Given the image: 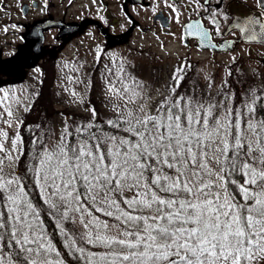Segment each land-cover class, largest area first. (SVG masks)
<instances>
[{
  "label": "snow or ice",
  "instance_id": "1",
  "mask_svg": "<svg viewBox=\"0 0 264 264\" xmlns=\"http://www.w3.org/2000/svg\"><path fill=\"white\" fill-rule=\"evenodd\" d=\"M90 2L108 24L102 0ZM222 3L140 7L180 26L184 47L195 40L237 64L235 45L264 43V0H243L249 14L238 21ZM92 51L93 64H103L107 116L88 98L85 62L64 64L75 74L64 91L88 116L61 113L58 130L27 124L18 116L31 109L23 92L0 87V264H264V73L252 69L254 82L242 78L239 89L207 74L203 88H186L193 65L183 57L154 99L131 61L100 45Z\"/></svg>",
  "mask_w": 264,
  "mask_h": 264
},
{
  "label": "rangeland",
  "instance_id": "2",
  "mask_svg": "<svg viewBox=\"0 0 264 264\" xmlns=\"http://www.w3.org/2000/svg\"><path fill=\"white\" fill-rule=\"evenodd\" d=\"M23 1L31 2V0H0V6L3 5L4 8L6 6V10L0 11V52L2 56L7 57L14 54L18 49L17 45L23 42L20 36V30L22 29L21 26L14 29L12 28V25L27 23L37 17L44 16L46 14V10H49V12L53 13L54 16L56 13V17L61 18L66 11V18H77L76 16L79 14L77 11L78 7H80L82 4L83 6H90V9L92 10L88 12H82V16H93L100 20L97 14V5L91 4L90 0H74L72 4H68L67 1L69 0H51L48 9L45 10L44 6L43 8L38 7L35 11H30L27 15L21 16L20 7ZM250 1L253 2V0ZM102 3L106 7L105 10L100 13V15H104L109 21L108 24H104V22L100 20L105 26L108 25L111 30H114V32H119L120 29L122 30V28L125 27L128 28L129 24L126 18L121 15V8L119 4L120 0H102ZM151 4L152 0H147V2L143 5L148 6ZM164 10L169 13L168 9ZM131 12L136 17V21L140 27H135L132 36L127 40L123 42L112 43L110 44V49L105 50L123 56L127 60L131 61L132 64L137 67L136 70H134L135 74L151 86L154 99L157 98L155 97L154 90L157 88L163 90L164 85L168 81V69L171 68V64L175 60L179 58L181 59L188 54L192 55V58L197 61L203 76L206 74L210 75L214 72L213 78L215 82H218L221 80V78L223 79L225 77L227 71L225 66L229 65L231 62L228 52L220 55H214L212 53H198L195 49L192 50L191 45L189 47H184L183 44L180 43V40L178 39L180 36V26L176 25L173 21V25L168 29H165L161 26L157 27L156 22L153 21L151 8H141L139 3L135 5V10L133 7L131 8ZM137 12H139V15L136 14ZM110 16L117 18L118 25L116 27L114 26L115 24H112ZM153 22L155 24H153ZM122 25L123 27H121ZM5 27L8 28L7 32L4 31ZM141 29L144 30L142 31ZM168 31L175 32L176 37L166 36L165 33ZM89 33H91V35H89ZM153 33L159 35L160 41H163L165 44V49H161L160 41L156 39V36L153 35ZM71 35L72 36L69 38L62 39V37H58L57 29H54V31L48 33L46 38L48 47L45 49V52H51L52 48L56 46L57 47L55 49H59L58 46L64 42L63 40H66V43L62 45L61 51L60 49L58 50V54L61 53V59L65 58L66 61L61 60L59 66L57 65L58 78L55 80V85L59 88L60 94L55 96L54 103L57 104L59 102V97L61 100L60 103L57 104V109L54 110L55 114L52 115L51 122L48 124L49 128L55 130H58L62 125L64 117L61 115V113H63L65 116H71L74 120H79L81 117L88 116V114L83 111V106H77L68 103L69 96L68 93L64 91V87L68 86L65 78L66 75L75 74L68 71V69H65L64 64L67 62L69 66H72L76 64L77 61L85 62V65H87L89 69L94 70L96 75L98 73L100 75L101 71L103 70V66L97 68L96 64H93L94 52L92 50L95 49L97 45L101 46V44L105 42V40L99 36L97 32H95V29L90 28L89 31L88 27L84 34L77 33L75 35ZM249 48L252 47H249L248 45L239 46L238 49L234 51L235 54L232 55L249 58ZM261 54H264V51L254 48L253 52H251V59L253 62L250 63V65L251 67L253 66L252 69L255 68L260 73H264V65H262V59L260 58L264 56ZM246 64L247 62H244V65ZM138 65H145L146 68L138 69ZM255 81L259 82L258 79ZM72 86L77 87L76 85ZM95 87L91 89L92 92L88 93L91 98V103H94V99L103 92V88H96V91H93ZM3 88L9 90L15 88L17 91H22L26 102L29 103L31 101V93L26 83H18L8 86L6 85ZM78 90L82 91V86H79ZM95 107L101 115L104 113L108 114L107 110L101 107V103L95 104ZM23 112L24 111L21 110L18 113V116H20Z\"/></svg>",
  "mask_w": 264,
  "mask_h": 264
},
{
  "label": "trees",
  "instance_id": "3",
  "mask_svg": "<svg viewBox=\"0 0 264 264\" xmlns=\"http://www.w3.org/2000/svg\"><path fill=\"white\" fill-rule=\"evenodd\" d=\"M104 48L108 49L107 45ZM28 51L29 50L27 49V46L20 47L17 52L8 57L2 56L0 52V87L18 83H26L31 93V101L29 102L31 104V109L29 112H23L20 117L23 118L29 125L35 126L39 124L42 126H47L49 128L48 124L51 122L52 115L55 114L54 110L57 109V104H59L61 100L59 97V102L57 104L54 103L55 96L60 94L59 88L55 85V80L58 78L57 67L59 66L61 60H66L65 58L61 59L57 52H53L50 56H47L45 54L38 60L27 62L25 59V55ZM187 58L192 63L193 68L189 71V82L184 84V87L190 88L194 83H197L200 88H203L206 81L203 79L204 76L198 68L197 61L191 59L190 57ZM179 59L175 60L171 64V68L172 65ZM262 65H264V63ZM31 66L35 68L29 69ZM102 66L103 64L96 65L97 68H100ZM231 67L234 75L232 77H228L227 75H225L223 79L221 78L220 81L215 82L216 86H219L221 84V81L225 79L231 81L230 86L234 87L235 89H239L241 87V84L237 83V81L242 78H246L248 83L254 82L251 75V69L253 67H250L247 64L244 65L243 59L238 60V63L232 64ZM37 68H39V72L36 71ZM136 68L137 67H134V69L132 70L134 71L136 70ZM145 68V65H138V69ZM171 68L168 69L169 76ZM237 68L240 69L239 72L236 71ZM85 71L90 73L92 76L94 87L96 86L93 91H96V88H103L101 74L99 75L98 73L96 75V72L89 69L87 65H85ZM210 76L213 77L214 72L211 73ZM255 83H258V81H255ZM216 90V87H214L212 89V93L215 94ZM90 92L92 91L90 90L89 93ZM88 98L91 100L90 95H88ZM104 102L105 97L104 92H102V94L94 99V103L92 104L95 105L101 103V107L103 108ZM103 116L107 115L103 114ZM24 134L25 136L28 135L27 132H25Z\"/></svg>",
  "mask_w": 264,
  "mask_h": 264
},
{
  "label": "flooded vegetation",
  "instance_id": "4",
  "mask_svg": "<svg viewBox=\"0 0 264 264\" xmlns=\"http://www.w3.org/2000/svg\"><path fill=\"white\" fill-rule=\"evenodd\" d=\"M134 1H142V2H144L145 0H120V3H119L120 4V8H121L122 5H126L127 6V10H128L129 3L130 2H134ZM215 2H216V0H213V3H215ZM224 2L225 1L223 0V3ZM49 4L50 3H48V6H49ZM248 5H249V3H248ZM25 7H22V9H24ZM223 8L225 10H230L232 17L234 15H236V14H241V15H247V14H249L248 13V9L245 8L243 6V3L240 2V1L231 0V1H229V4H227V5H224L223 4ZM32 10H34V5H30V9L29 10L28 9H25V10H21V12L22 13H24V12L25 13L26 12L29 13ZM128 12H129V10H128ZM162 12H163L164 16L168 15V13L165 12L163 9H162ZM45 13L46 14L44 16L37 17V18H35V19H33V20H31V21L28 22V24H31V26H29V28H27V31L25 33V35L27 37H29L28 36V33L31 31L32 27L36 23H38V22H44V21H46V19H54V20L58 19V20H60V21L48 20V23H50V24L48 26H46L45 27V30H44L46 32V36L48 35L49 32H52V31H54V29L55 30L57 29V35H58V37L69 38L70 36H72L71 34H73V35H75L77 33L78 34H81V33L84 34L86 32V30L88 29V27H89V31H90V28H93V29H95V32H97V34L99 36H102V31H101V28H100V24L102 26H103V24L97 18H95V17L94 18H90V19L81 20L80 22L81 23L83 22V25L79 26L78 28H75V26L72 25L70 22H72V23L75 22L77 20V18H74V17H72V18H66V16H67L66 15V11L64 12V15L61 18L60 17H56V13H55V16H54V14L53 13H50L49 10H46ZM129 14L131 15L130 12H129ZM121 15L124 16L123 15L122 8H121ZM159 15H160V13H157V16H153V21L156 22V23H158L159 25H168V22H167V24H165L161 19H158L157 18ZM133 19H135V18L133 17ZM169 24H171V21H170ZM114 26L116 27L117 24H115ZM103 27H105L112 34H120V33H123L125 30L128 29V28H123L122 30L120 29L119 32H114V30H111L110 28H107L106 26H103ZM132 31H131V33H132ZM236 32H237V35L240 34L238 30H236ZM179 33L181 34V29H180ZM125 36L126 35L123 34V35H120L118 37H111L110 40H114V39H116V40H122V39H124ZM227 38L228 39H232L233 37L228 36ZM33 39L35 40V38H33ZM220 39L221 38L217 37L216 38V42L219 43L220 42ZM193 42L196 44V41L195 40ZM242 44H245V43L242 42V43H238L237 45H235V50H237V48L239 46H241ZM205 51H208V52H210V53H212L214 55L226 52L224 50H212V49H207V50L205 49ZM31 59H33V58H31Z\"/></svg>",
  "mask_w": 264,
  "mask_h": 264
},
{
  "label": "water",
  "instance_id": "5",
  "mask_svg": "<svg viewBox=\"0 0 264 264\" xmlns=\"http://www.w3.org/2000/svg\"><path fill=\"white\" fill-rule=\"evenodd\" d=\"M50 23L48 22H40L36 24L31 31L28 33L29 37L35 38V42L33 44V50L37 54H41L43 51V44H44V34H43V28L48 26ZM103 33H107L106 30L101 29Z\"/></svg>",
  "mask_w": 264,
  "mask_h": 264
}]
</instances>
